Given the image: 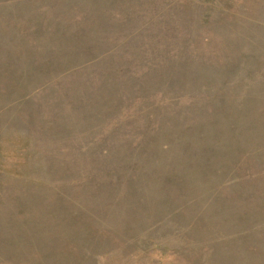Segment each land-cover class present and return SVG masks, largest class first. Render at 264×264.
<instances>
[{
    "label": "rangeland",
    "instance_id": "1",
    "mask_svg": "<svg viewBox=\"0 0 264 264\" xmlns=\"http://www.w3.org/2000/svg\"><path fill=\"white\" fill-rule=\"evenodd\" d=\"M0 264H264V0H0Z\"/></svg>",
    "mask_w": 264,
    "mask_h": 264
}]
</instances>
